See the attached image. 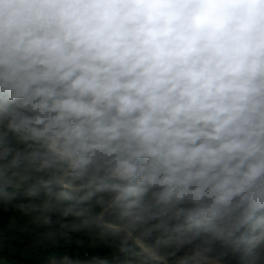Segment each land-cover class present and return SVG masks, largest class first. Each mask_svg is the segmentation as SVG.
Wrapping results in <instances>:
<instances>
[{
  "label": "clouds",
  "instance_id": "clouds-1",
  "mask_svg": "<svg viewBox=\"0 0 264 264\" xmlns=\"http://www.w3.org/2000/svg\"><path fill=\"white\" fill-rule=\"evenodd\" d=\"M0 264H264V0H0Z\"/></svg>",
  "mask_w": 264,
  "mask_h": 264
}]
</instances>
